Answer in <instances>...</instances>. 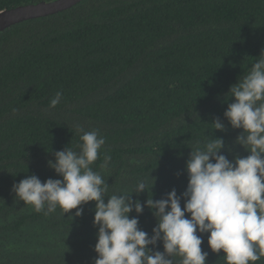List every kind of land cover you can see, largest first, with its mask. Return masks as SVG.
<instances>
[{
    "label": "trees",
    "instance_id": "1",
    "mask_svg": "<svg viewBox=\"0 0 264 264\" xmlns=\"http://www.w3.org/2000/svg\"><path fill=\"white\" fill-rule=\"evenodd\" d=\"M52 1L0 0V13ZM262 51L264 0H83L1 31L0 264H94V202L80 217L59 207L45 215L12 191L29 175L62 179L48 162L67 146L79 151L77 125L105 138L92 165L105 195L131 194L144 180L147 192L132 194L142 204L185 191L186 161L206 138H223L229 161L249 155L235 143L243 130L223 114L230 86ZM57 92L61 102L50 107ZM138 220L151 236L152 212L145 207ZM149 247L163 252L162 241ZM201 247L206 264H226L208 234Z\"/></svg>",
    "mask_w": 264,
    "mask_h": 264
},
{
    "label": "clouds",
    "instance_id": "2",
    "mask_svg": "<svg viewBox=\"0 0 264 264\" xmlns=\"http://www.w3.org/2000/svg\"><path fill=\"white\" fill-rule=\"evenodd\" d=\"M228 95L234 102L228 104L224 118L233 129L243 130L235 143L250 154L229 161L221 154L223 138L208 136L191 149L185 166L187 187L179 196L173 189L160 200L152 195L144 204L133 200V193L147 192L144 180L137 181L131 194L106 196L109 186L92 167L105 138L98 130L86 131L80 125L76 126L81 133L79 151L67 146L48 162L62 179L42 182L29 175L13 184L12 191L45 215L59 207L64 215L77 209L75 217H80L81 206L94 202L93 224L98 228L94 264H173L177 256L179 264H206L203 234H208L213 253H224L226 264H255L264 257V51L250 71L230 86ZM61 99L57 92L50 107ZM211 124L215 131H225L220 118ZM110 159L104 157L103 168ZM145 207L156 219L151 236L139 228L138 217ZM133 212L136 216L130 218ZM161 241L163 252L152 251L149 246L155 248Z\"/></svg>",
    "mask_w": 264,
    "mask_h": 264
},
{
    "label": "water",
    "instance_id": "3",
    "mask_svg": "<svg viewBox=\"0 0 264 264\" xmlns=\"http://www.w3.org/2000/svg\"><path fill=\"white\" fill-rule=\"evenodd\" d=\"M82 1L83 0H55L3 11L0 13V32L26 21L67 11Z\"/></svg>",
    "mask_w": 264,
    "mask_h": 264
}]
</instances>
